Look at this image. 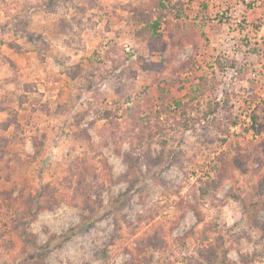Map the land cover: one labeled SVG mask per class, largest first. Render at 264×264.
<instances>
[{
	"label": "rangeland",
	"instance_id": "rangeland-1",
	"mask_svg": "<svg viewBox=\"0 0 264 264\" xmlns=\"http://www.w3.org/2000/svg\"><path fill=\"white\" fill-rule=\"evenodd\" d=\"M246 17L264 0H0V264H264Z\"/></svg>",
	"mask_w": 264,
	"mask_h": 264
},
{
	"label": "built area",
	"instance_id": "built-area-1",
	"mask_svg": "<svg viewBox=\"0 0 264 264\" xmlns=\"http://www.w3.org/2000/svg\"><path fill=\"white\" fill-rule=\"evenodd\" d=\"M246 3H247V0H245ZM258 4V3H257ZM240 6H242V4L240 3ZM246 4H245V8H246ZM225 9H221L218 11L217 15L219 16H222L223 13H224ZM232 11V9H231ZM242 21H244L245 25V33H248V32H251V35L253 36H258V39H257V45H253L257 48V51L260 52V53H263V51L259 50V47L261 46V44L264 45V18H262V21L260 24H258L257 28L254 29L253 27H251V25L249 24V20H247V17L246 19L245 18H241ZM238 22H240V20H238ZM253 28V29H252ZM232 46V44H229ZM232 53L229 49H226L225 47H223V41H222V47L221 49L219 50V56L223 57V58H227L229 55H232L230 54ZM226 70H228L229 68L226 67L225 68ZM247 122L250 123V120L249 118H247Z\"/></svg>",
	"mask_w": 264,
	"mask_h": 264
},
{
	"label": "trees",
	"instance_id": "trees-1",
	"mask_svg": "<svg viewBox=\"0 0 264 264\" xmlns=\"http://www.w3.org/2000/svg\"><path fill=\"white\" fill-rule=\"evenodd\" d=\"M154 25H155V27H157V26H158V23L156 22V23H154ZM82 225H83V224H82ZM82 225H81L80 227H83Z\"/></svg>",
	"mask_w": 264,
	"mask_h": 264
}]
</instances>
